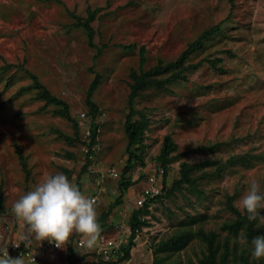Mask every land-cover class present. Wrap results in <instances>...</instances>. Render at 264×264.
<instances>
[{
  "label": "rangeland",
  "instance_id": "374dc122",
  "mask_svg": "<svg viewBox=\"0 0 264 264\" xmlns=\"http://www.w3.org/2000/svg\"><path fill=\"white\" fill-rule=\"evenodd\" d=\"M95 9L90 42L72 15L83 22ZM197 40L184 61L186 79L148 86L130 107L133 74L176 62ZM32 75L66 102L69 118L40 99ZM93 83L95 118L87 105ZM131 108L144 127L133 147L140 160L125 174L131 182L115 205ZM166 137L176 148L164 178L157 158ZM184 164L189 181L174 188ZM55 173L96 199L98 219L110 209L103 235L120 250L132 234L138 195L156 176L163 197L143 215L130 260L115 264H207L210 245L217 264H264L251 256L250 242L261 235L248 240L247 224L229 208L246 214L238 202L252 179L264 192V0H0V240L29 244L38 264H68L69 252L74 264H98L97 250L75 246L79 235L71 237L73 247L57 250L47 240L23 239L12 205ZM254 228L264 229V221L254 220Z\"/></svg>",
  "mask_w": 264,
  "mask_h": 264
},
{
  "label": "clouds",
  "instance_id": "9594fccd",
  "mask_svg": "<svg viewBox=\"0 0 264 264\" xmlns=\"http://www.w3.org/2000/svg\"><path fill=\"white\" fill-rule=\"evenodd\" d=\"M238 203L249 221H264V215L260 214L264 209V192L259 180L250 181ZM12 212L25 230L23 239L28 243L34 237L37 241L47 240L56 248L63 249L73 235H79L80 246L85 251L100 250L105 254L109 251L103 245L96 200L85 195L63 173L44 176L32 190L14 202ZM239 239L240 243L249 244L246 237ZM250 245L251 256L256 260L264 259V236L254 237ZM33 257L26 262L22 256L11 257L7 249L0 250V264H36Z\"/></svg>",
  "mask_w": 264,
  "mask_h": 264
},
{
  "label": "trees",
  "instance_id": "16d2710c",
  "mask_svg": "<svg viewBox=\"0 0 264 264\" xmlns=\"http://www.w3.org/2000/svg\"><path fill=\"white\" fill-rule=\"evenodd\" d=\"M98 11H99V9L89 11L88 18L86 20H84L83 22L81 21L80 17L75 16L74 14L72 15L76 19L77 26H83L84 27L90 42H91L92 35L94 32L91 25H90V21L93 19L94 15ZM210 34H211L210 31L205 32L204 36H202V38H207ZM200 42H201L200 40H197L194 43H192L176 62H172V63H169L167 65H163L162 63H160L152 71H149V72L142 71L139 74L134 73L133 74L134 83L131 85L132 90H131V96H130V102H129L130 107H132L133 99L136 97L138 92L141 91L142 89H144L148 86H151V85H165V84L169 83L170 81H176L179 79H186L184 76V72L186 71V66L184 64V61L187 58V56L189 55V53L194 51V49H196V47L199 46ZM127 48L132 49L133 46H128ZM140 54H141V62L144 63V49L143 48L141 49ZM211 63L214 64L213 61ZM194 67L195 66H193L192 68H194ZM167 72L171 73V77L166 78L165 80H157L156 79L159 75L165 74ZM32 79H33L34 87L39 90L40 99H42L47 105L53 104L56 106H62L60 113H62V115L69 118L68 106H67L66 102H64L63 100H61L55 96H53L45 88V86H43L39 82L38 78L35 75H32ZM93 89H94V83L91 84V86L88 90V93H87V105L90 108V115L92 116V118H95L97 115L98 108L96 107V105L91 100V94L93 92ZM133 114H134V111H132V108H131L130 113L127 115L125 123H124L125 132H126L127 139H128V144H127V148H126V153L128 154V162H127L126 167L123 170L122 181H121L120 186H119L120 197H118L116 199L115 205L121 204L122 194L126 191V189L128 188V185L131 182V180L125 179V174L129 172L132 162L140 160L139 156H137L135 154V150H133V147L141 143L142 136L144 133V127L140 122L133 120ZM97 127H98V125L95 123L92 124V126H91V134L89 137V143L87 144L88 148H87L86 162L82 167L81 173L86 172L87 167L90 163V155H92L91 154L92 153L91 147L95 143ZM75 133L78 136V127L77 126H75ZM175 148H176V146L172 143L171 139L169 137H166L164 140V148L161 152V155L157 158V161H159L161 163V167H163L164 178H165V176L167 174V170H168L167 164L169 163V156L175 150ZM19 154L21 156V154H22L21 151H19ZM21 159L24 161V164H25V160L23 159V157ZM190 170L191 169L187 165H185V164L182 165V167H181L182 178L180 180L176 181L172 187H174V188L180 187L183 183H185L186 181H189ZM163 183L165 184V180H163ZM163 188H165V187H163ZM163 191H164V189H163ZM161 192L158 195H155V196L149 198L143 206L138 207L136 210H134L132 212L130 219H129V225H130L132 234L129 237L128 244L126 246L121 247V250L118 253V260L117 259L106 260L102 256L99 255L100 261L98 264H115L116 262H123V261H129L130 260V258H131L130 249L132 247H134L135 232L143 224L144 220L142 217L145 213L148 212L147 209H148L149 204L152 202H155V201H157L163 197V193H161ZM229 208L233 213H235L239 217V219L242 218V220L245 222V224H247L248 232H250L249 234H247L248 240H250V237L254 233H258L261 236H264V229L254 228V221L248 220L247 213L244 216H242L241 213L235 207L232 206V204H229ZM109 210H108V212H105L104 214H102L101 217L98 219V222H99L101 229H102V233L108 228V224L106 223V221H107L108 216H109V212H110ZM239 222H240V220H238L236 222V224H238ZM235 226H237V225H235ZM72 241L73 240H71V239L69 241L71 246L73 245ZM75 246L78 247L76 243H75ZM209 250H210V254L206 260V263L207 264H217L216 259H215V249L212 247V245H210ZM67 262H68V264H74V260H73V257H72L70 252L67 254Z\"/></svg>",
  "mask_w": 264,
  "mask_h": 264
},
{
  "label": "built area",
  "instance_id": "2783aa9c",
  "mask_svg": "<svg viewBox=\"0 0 264 264\" xmlns=\"http://www.w3.org/2000/svg\"><path fill=\"white\" fill-rule=\"evenodd\" d=\"M115 176H117V174H114ZM162 186H160L157 182H156V176H151L147 179V186L141 191V193L138 195V198L136 200L137 206L141 207L145 204V202L155 196L158 195L161 192ZM95 199V198H93ZM96 200V199H95ZM102 237H103V245L105 248L109 249V251H107V253L105 254V252L97 250V253L102 256L104 259L106 260H110L113 257L116 258V256L118 255V253L120 252V246L117 245V243L115 242V240H111L106 238L103 233H101ZM1 237V234H0ZM76 244L78 247L80 246V239H78L76 241ZM17 245L19 247H17ZM51 248L54 250H57L59 248H56L54 246V244L50 243ZM2 249H7L9 255L13 258L18 257V256H22L25 258L26 262L30 260V258L32 256H34V260L36 262V264H38L39 262V257L40 254L38 251H36L34 248H32L29 244H25L22 241H10L8 243L5 244L4 247L0 248V250Z\"/></svg>",
  "mask_w": 264,
  "mask_h": 264
},
{
  "label": "crops",
  "instance_id": "0c3cea01",
  "mask_svg": "<svg viewBox=\"0 0 264 264\" xmlns=\"http://www.w3.org/2000/svg\"><path fill=\"white\" fill-rule=\"evenodd\" d=\"M7 237H8V236H7ZM7 237H6V238H7ZM7 239H8V238H7ZM0 241H1V243H0V245H1L0 248H2V247L5 246V242H7V241H3V240H0Z\"/></svg>",
  "mask_w": 264,
  "mask_h": 264
}]
</instances>
